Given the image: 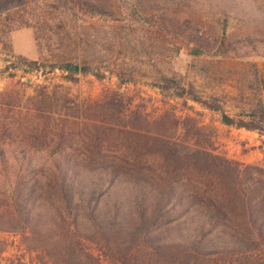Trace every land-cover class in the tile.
<instances>
[{
    "label": "trees",
    "instance_id": "obj_1",
    "mask_svg": "<svg viewBox=\"0 0 264 264\" xmlns=\"http://www.w3.org/2000/svg\"><path fill=\"white\" fill-rule=\"evenodd\" d=\"M23 2L0 0V12ZM79 6L98 18L151 23L127 0H82ZM160 12L163 23L155 27L181 37L193 56L213 48L226 55L236 41L225 32L219 40L187 18ZM16 60L5 70L45 75L58 68L74 82L86 74L102 80L108 72L119 88L133 82L123 63L115 69V61L100 56L98 67L86 57ZM152 82L164 97L218 111L223 124L264 133L262 97L230 116L214 96H203L176 73L159 72ZM109 94L99 103L109 124L100 123L98 138L87 133L75 146L72 137L59 133L50 165H7L10 158L0 148V231L19 234L35 253L33 264H264V167L213 152L209 138L205 145L199 141L200 128L187 124L189 117L183 126L195 133L194 144L153 131L150 124L163 115L150 121L134 110L121 125L122 95ZM42 137L31 131L27 142L35 147ZM20 154L21 161L31 160L24 150ZM4 248L0 240V256Z\"/></svg>",
    "mask_w": 264,
    "mask_h": 264
},
{
    "label": "rangeland",
    "instance_id": "obj_2",
    "mask_svg": "<svg viewBox=\"0 0 264 264\" xmlns=\"http://www.w3.org/2000/svg\"><path fill=\"white\" fill-rule=\"evenodd\" d=\"M23 1L0 12V148L10 158L7 165H50L59 133L72 137L75 146L87 133L98 138L100 123L109 124L99 103L110 90H118L124 102L121 125L134 110L150 121L163 115L150 124L153 131L194 144V132L183 126L189 117L187 124L200 128L199 141L205 145L209 138L213 152L264 167V133L223 124L218 111L189 99L164 97L152 82L159 72L176 73L203 96H214L228 115L247 111L264 98V0H127L151 18L144 24L122 16L111 20L84 14L79 8L82 0ZM160 11L189 19L209 36L221 40L225 32L237 42L223 56L216 55L217 48L209 55L193 56L181 37L155 27L163 23ZM58 55L86 57L97 67L98 56L115 61V69L123 63L133 73V82L119 88L116 76L108 72L102 80L86 74L74 82L58 68L45 75L5 70L17 56L51 60ZM31 131L44 135L35 147L27 142ZM21 150L30 161H21ZM0 240L5 246L0 264H33L35 253L26 249L19 234L0 231Z\"/></svg>",
    "mask_w": 264,
    "mask_h": 264
}]
</instances>
